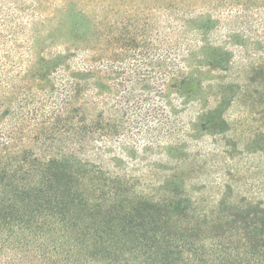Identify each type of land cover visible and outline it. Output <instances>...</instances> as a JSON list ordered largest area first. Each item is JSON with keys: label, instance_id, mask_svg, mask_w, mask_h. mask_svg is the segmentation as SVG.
<instances>
[{"label": "trees", "instance_id": "obj_1", "mask_svg": "<svg viewBox=\"0 0 264 264\" xmlns=\"http://www.w3.org/2000/svg\"><path fill=\"white\" fill-rule=\"evenodd\" d=\"M259 115L264 0H0V264H264Z\"/></svg>", "mask_w": 264, "mask_h": 264}, {"label": "rangeland", "instance_id": "obj_2", "mask_svg": "<svg viewBox=\"0 0 264 264\" xmlns=\"http://www.w3.org/2000/svg\"><path fill=\"white\" fill-rule=\"evenodd\" d=\"M57 3H63L64 1H68V0H55ZM77 1L79 4H84L85 2L87 3H91L93 0H75ZM103 1H111V0H103ZM54 2V0H53ZM222 34H220L221 36ZM242 108L240 105L235 104L234 106H232L231 110L229 111L231 114V119H235V120H242L244 118L243 115H241ZM257 119V122H254V124H252V130L254 131H258L260 128H264L263 127V122H264V116L263 115H259V116H254ZM247 122H249V120H247ZM258 129V130H256ZM244 138H246L245 141H241L240 143V147L244 146V144H247V146L249 148H252V143H246V142H252V139H249L246 136L241 137V139L244 140ZM245 142V143H244ZM243 144V145H242ZM241 152V148L239 149ZM234 152V151H233ZM223 157L225 156V154H221ZM244 156V157H243ZM227 158V155L225 156ZM233 157L235 159L236 162L239 163V167L241 169V179L243 178L242 182L244 180H253V182H261L264 183V153L262 152H258V153H244V154H237L236 156L233 155ZM223 160V158H221V161Z\"/></svg>", "mask_w": 264, "mask_h": 264}]
</instances>
